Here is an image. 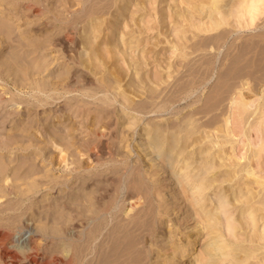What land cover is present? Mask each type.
I'll list each match as a JSON object with an SVG mask.
<instances>
[{
  "label": "bare ground",
  "instance_id": "6f19581e",
  "mask_svg": "<svg viewBox=\"0 0 264 264\" xmlns=\"http://www.w3.org/2000/svg\"><path fill=\"white\" fill-rule=\"evenodd\" d=\"M106 1L108 3V0ZM109 1L111 2L110 5L104 4V0H79L76 2L79 5L78 9L67 11L69 8L66 6L67 4L73 6L71 0H0V48L8 47L9 50L10 47L14 48V46H10L12 41L17 42L16 45L19 43L20 46H23L22 44L27 43L26 45L36 47L40 41V36L44 34L40 32L41 29L36 28V24L48 28H55V26L60 25L61 37L65 40L64 42L74 44L79 38L80 47L85 50V53L75 56L74 64L83 67L92 74L89 77L78 75L74 79L77 71L73 68V64V70H65L48 78V75L52 74V70H49L51 61L47 62L40 56L38 59H26L25 55L21 56L18 53L19 56H17V51H15V55H12L13 53L10 55V51L6 52L8 57L5 61L0 62V81H4V77H2L4 75L6 79L10 77V81L16 89L21 87L32 91L31 98L21 101L16 99L17 94L15 92L5 89L0 83V102L7 97L6 102L9 103L7 105L11 106V110H15L11 113L17 115L15 121L22 123L23 106L20 107L21 104H25L24 107H27L28 111L43 107L40 112H45L43 130H40L42 121L36 120L34 124L29 123L22 127L24 131L33 128L36 143L43 144V146L37 147L35 146L36 143H32L33 140L30 144L22 147L30 150L39 148L43 162L49 166V169L42 171V185L50 191L56 187L59 192H62V187L68 180L58 182L57 179L48 175V172L55 165L68 171L67 173L71 175V178L75 177L80 180V186L78 185L76 191H72L73 194H77L73 196L71 193L67 196L70 202L62 200V197L55 198V207L51 209L53 214L46 216L48 222L40 227V234L32 232L26 223L27 226L25 225L23 228L24 232L21 233L22 236L20 237L23 240L19 244V239H14L11 229L17 220H8L7 223L10 228L7 229L9 231H0V264H21L18 262L19 254L26 259L25 263L22 262L23 264H154L155 261H157L156 264H195L199 250L203 256H206L208 264H220L222 261H227L229 264H264V179L256 177L255 171L249 165L238 164L237 162L226 164L225 157L227 154L224 153L222 146L217 151H207L200 156L198 165L205 161L208 163L204 168L206 174L217 168L214 163L209 161H218L219 167L226 168V178L235 187L231 189V185H228L224 189L221 188L223 192L217 199L219 207L213 206L204 210L205 206L202 207L204 201H196V204L199 205V208L202 207V212L205 211L209 219L208 227L212 230L211 232L216 233L201 247L198 244L199 238H193L192 235H189L193 238L192 241L177 246V248L175 244L167 243L158 246L156 241H153L157 234L155 207L149 185L145 182L141 170L136 166H130L128 163L114 167L115 169H109L108 172V168H101L108 162L116 166V157L119 155L118 150L121 144L128 148L134 134H137V140H139L137 147L145 146L141 151L149 149V153L167 161L170 167L181 163L180 169H189L191 162L188 160L178 161L180 150L187 146L194 147L196 144H200L202 152L206 138L213 144L211 131L223 132V127L216 126L219 115L215 114V111L220 109L221 101L226 99V95L233 89H239L241 92L239 101L236 102L235 120L245 126L248 119L252 117L251 127L262 126L264 124V89H262L259 97L260 102L253 110L249 109L253 100L245 101V99L250 97L249 94L260 93V91L254 90L253 85L264 83V32L249 35L247 36L249 39H245L244 34L240 33L228 45L222 54L223 61L218 73L219 81L215 86L216 89L214 88L219 93H217V97L215 96L216 98L214 97L215 102L212 101L213 103H211L214 95H211L212 98H208L211 99L210 102L205 101L207 106L210 103L209 109H205L207 106L204 103V109L183 116L184 118L177 121L173 127H169L168 119H159L154 122L149 120L145 127L142 129L139 127L135 131L140 120L137 118L124 120L126 113L121 111L122 109L119 111L116 109L115 101H119L129 111L144 115L159 114L160 116L173 107L168 113L177 117L184 108H191L200 102L201 93L205 90L209 76H212L208 75L207 77V73L201 69L213 62L207 60L202 63L199 60L200 65H196L197 67L193 69L188 68L185 70L187 73L183 75V72L178 70L174 74L175 71L170 61L155 57L154 62L159 71L154 81H151L150 77L142 79L143 75H138V69H136L138 63L136 61L132 58L126 61L127 56H122L124 63H127L129 72L134 66L132 74L125 72L123 68L117 67L119 58L113 55L117 53L118 45L108 44L109 48L113 47L115 50L109 49L111 55H103L97 34L100 33L101 26L106 21L110 24L106 38L113 34L119 36L121 33L119 34L117 30V20L125 15L127 5L134 2L141 5L143 0ZM194 2V12L199 15L203 14L208 19L206 23L209 25L201 30H204L203 33L208 32L210 34L200 36V33H192V38L198 37L199 39L189 45L186 44L188 41L181 40L186 38L185 35L177 36L180 43L175 44V46L180 50L182 58L185 59V65L190 63L188 60L190 54L201 49L206 50L205 48L208 47L218 50L226 43L228 37L235 31L223 27L230 23V16L237 14L238 10L241 13L239 16L244 13L250 16V23L254 21L258 11H255L258 9V6H255L256 0H196ZM58 3L59 6L64 5L63 10L66 9L67 13L65 16L59 10L60 8L57 9ZM9 4L12 6L19 5L20 9L23 10L22 14L19 9L17 11L10 10V7L7 6ZM104 10L106 11L104 12ZM106 13H109L108 18L104 17ZM20 14L26 17L25 22L31 26L23 32L20 31L21 34L13 38L18 27L16 22L18 23L22 18ZM188 17L194 18L190 14L183 15L184 20L188 21ZM28 18H31L29 22L26 20ZM175 18L177 21L176 13H172L171 22ZM78 20L79 22L84 21L80 29L77 26ZM263 21L257 24L256 28H264ZM194 25L189 22V26ZM86 28L89 29L88 32L85 30ZM201 30L198 28L199 32ZM92 33L93 35H91ZM56 36L57 34L55 36L50 35L47 39L54 41L57 40ZM253 36L257 37L251 39ZM57 37L59 38V36ZM165 38L168 42L169 35H165ZM47 39L45 37L43 42L48 41L51 44ZM237 41L239 43H236ZM187 48L191 52H186L185 49ZM124 54L125 51L121 52V55ZM231 58V62H224L227 59L230 61ZM202 65L203 67H201ZM182 66L184 67V65ZM206 68L204 69L207 70ZM209 72L211 71L209 70ZM132 76H136L140 83H136ZM244 80L246 82H243ZM245 85H247L245 89L247 93L243 92ZM195 92H200V94L191 99ZM73 93L80 95H70ZM112 94L114 96L110 97ZM85 98L87 99L84 100ZM120 98L121 100H119ZM136 98H147L150 101L144 100L145 102L137 104ZM181 101H185L184 104ZM61 102L64 103V106L54 109L56 104ZM53 103L56 104L52 105ZM177 103L181 105L174 106ZM7 114L10 116V111ZM209 114L211 117L208 120L201 121L203 117ZM198 115L202 117H196ZM73 118L79 120L75 121ZM60 119H63L62 125L68 122L63 129L59 128L61 127L59 125ZM5 121L3 119L1 123L4 124ZM229 121V116H225V126ZM53 122H57L59 127L54 126L50 129L48 126ZM15 126L18 127V130L21 125L13 123L9 128ZM130 127H133V130H130L129 133ZM248 131L249 128H244L246 137L249 136ZM38 133L41 134V139L37 138ZM226 133L229 131L227 130ZM130 134L131 136H129ZM196 134L199 136H194ZM216 136L217 138L220 137L218 134ZM113 139H117L115 145V142H112ZM10 141L8 139L3 143L5 144L3 147H10ZM12 141L17 143L23 140L17 137L13 138ZM219 142L227 144L231 143V140L222 138ZM259 150L262 151V148ZM259 150H253L252 156H258ZM193 152L189 158L196 165ZM34 170V168L29 169L30 172ZM204 171H201V174ZM169 172L175 173L174 170ZM187 174L186 178L193 179L195 176L189 175V172ZM4 178L7 177L4 176ZM198 180L200 181L195 183L197 185L195 192L200 196L207 188L209 177L201 176ZM12 183L13 180H10V184L6 183L0 187V206L3 204L2 198L6 194L13 195L14 198L18 199L20 195L37 187L35 180L26 182L24 190L20 189L19 185L15 186ZM236 192H243V201L258 204L257 208H252V211L259 212V215L255 216L258 220L253 218L250 223L252 222L251 224L255 227L260 221L261 229L259 232H252L249 245H245L240 240L220 239L223 235L217 227L220 223L219 208L237 202L238 200L231 196ZM210 203L211 201L208 204ZM243 225L245 228V224ZM238 226L240 223L236 220L233 221L231 224L232 231L234 232ZM49 245H58V252L55 250L57 253L50 254ZM166 250L171 252L169 254H173V258L161 260V256ZM174 250L179 255L174 253Z\"/></svg>",
  "mask_w": 264,
  "mask_h": 264
},
{
  "label": "rangeland",
  "instance_id": "374dc122",
  "mask_svg": "<svg viewBox=\"0 0 264 264\" xmlns=\"http://www.w3.org/2000/svg\"><path fill=\"white\" fill-rule=\"evenodd\" d=\"M71 1L73 6H69L67 4L66 6L69 7L67 8V11H73L79 8V5L76 3L79 2V0ZM194 1L196 0H143V3H141V5L137 2H134L133 4L127 5L125 15L117 20V30L119 34L121 33L119 36L113 34L109 38H106L110 25L106 21L102 24L100 33L97 34V40H99L101 43L100 50L103 55H111L108 50L114 49L113 47L109 48L108 44L113 43L118 45L116 49L117 53L113 54L114 56H117L119 58L117 67H119L120 69L123 68L125 72H129L126 66L127 63H124V58L122 56H127L126 61H129V59L132 58L134 61H136V63H138L136 69H138V75H143L142 79L150 77L151 81H154L155 76L159 71L158 66H156L154 62L155 57L170 61L175 71L174 74H176V70H178L179 72L182 71L183 75L187 73H185V70H187L188 68H196L199 64V60H201L202 63L207 60H209V62L211 63L213 62L211 64L212 66H206L207 68L204 66V68H206L207 70H205L204 68L201 69V71L207 73V75L205 74L207 77L208 75L212 76H209V81L206 84L205 90L201 93L200 102L195 106H192L191 108H184L177 117L172 116L168 113L173 109V107H171L172 109L170 108L168 112L162 113L160 116L159 114L144 115L142 113L140 114L139 112L129 111L128 109L124 108V106L120 104L119 101H115L114 105L116 109L118 111L122 109L121 111L126 113L123 118L124 120L128 121V119L132 120L133 118H137L140 120V123L136 127L135 131L138 130L139 127L140 129L145 127L147 121L149 120L150 122H154L159 119H168L169 127H173L177 123V121H181V119H183L187 114L191 112L197 113L201 109H204V103L205 105L207 103L205 101L211 100L208 98H212L213 95L214 96L211 100V103L215 102L214 97H217V93H219L218 90V92L215 90V86L219 81L218 73L220 72L221 63L223 61L222 54L224 53L228 45L233 41L235 36L239 35L240 33L244 34V36L246 37L245 39H249V37H247L249 35L264 32V28H256V25L260 24L264 20V0H256L255 6H258V9H256L255 11H258L256 12V17L252 23L249 22L250 16L248 14L244 13L243 15L239 16V14L241 13L238 10L237 14H235L234 16H230V23L224 25L223 27L225 29L229 28L235 31L230 37H228L226 43L218 50L208 47L205 48L206 50L201 49L190 54L188 56V60H190V63L185 65V59L182 58V56L180 55V50L175 46V44L180 43L177 36L185 35L186 38H183L181 40L188 41L186 44L189 45L190 43L199 39L198 37L192 38V33H200V36H208L210 34L208 32L203 33L204 30H201L205 29L209 25L206 23L208 19L203 14L199 15L197 12H194ZM104 4L110 5L111 2L108 0L107 3V1L104 0ZM61 5L59 6L58 3L57 9L60 8L59 10L62 11L65 16L67 14L66 9L63 10L64 5ZM7 6L10 7V10L12 9L17 11L19 9V12L21 14L23 12V10L20 9L19 5L12 6L11 4H9ZM105 11L106 10H104V12ZM109 13L104 14V17L108 18ZM172 13H176V17H178L177 21L175 18L171 22ZM186 14L193 15L194 18L190 19L188 17V21L184 20L183 15ZM25 18L26 17L22 16L20 21L18 23L16 22V24H18V27L14 32L15 34L13 35V38L15 36L18 37L21 32L25 31L27 27L29 28L31 26H29L25 22ZM26 20L29 22L31 18H28ZM189 22L195 25L189 26ZM82 23H84V21L78 23L77 26L79 29ZM162 24H164L165 26H163ZM39 25L40 24H36V28L41 29V31H39L44 34L40 36V41L36 44V47H33L32 45H26L27 43L22 44L23 46H20V44L18 43L17 45L21 47L18 48V46L16 45L17 42L12 41L10 42V46H14V48L10 47V50L8 47L0 48V62L5 61L8 57L6 52L10 51V55L11 53H13L12 55H15V51H17V56H19V54L21 56L25 55L26 59L31 60L32 58L38 59L41 57L47 62L51 61L49 70H52V74H49L48 78H51L58 73H62L65 70H73V68L77 71V75L74 76V79H76L78 75H84L88 77L92 76V74L89 73L86 69L77 64H74L75 56H79L80 53H85L84 48L80 47L79 38L75 41L74 44L68 42L66 43L64 42L65 40H63L61 37L62 34L61 28L59 27L60 25L55 26V28H48L46 26ZM198 28L201 30L200 32L198 31ZM85 30L87 32L89 31L88 28H86ZM56 34L57 36H59V38L56 36L57 40L51 41L49 38L47 39L48 36H55ZM91 35H93V33ZM165 35H169L168 42H166ZM45 37L51 42V44H49L48 41L43 42V39ZM256 37L257 36H253L251 37V39H254ZM56 42L57 44H55ZM236 43H239V41H237ZM123 51H125V54L121 55V52ZM185 51L191 52V50L188 48L185 49ZM53 58L54 61H52ZM231 60L232 58L230 59V61L229 59H227L224 62L229 63L231 62ZM73 64L74 67L72 68ZM182 65H184V67ZM201 67H203V65ZM211 67H213V70L211 69ZM208 69L211 72H209ZM133 70L134 66L130 69L129 73L132 74ZM2 77H4V81L2 80L0 81V83L5 87V89L10 90L11 92H15L17 94V100L23 101L31 98V90L22 89L21 87L19 89H16L10 81V77L9 79H6L4 75ZM132 77L136 83H140L139 79L136 76ZM243 82H246V80H244ZM253 86L254 90L260 91V93L249 94L250 97L245 99V101H251V99L253 100L251 107L249 108L250 110H253L254 107L257 106L260 102L259 97L261 95L262 89H264V83ZM244 87L245 88L243 92L247 93L245 90L247 85H245ZM214 90L216 93L214 92ZM212 92H214L215 94ZM35 94L38 95V93ZM77 94L78 93H73L70 95ZM199 94L200 92L193 93L191 99H194ZM113 96L114 94L110 95V97ZM240 96L241 92L239 91V89H233L229 92V94L226 95V99L221 101L219 107L220 109L215 111V114L219 115L218 124L216 126L223 127V132L215 133L216 131H211L212 134H210L212 136L213 144H211V142L208 141V138H206L205 146L203 145L204 150L202 152L200 144H196L194 147L187 146L185 149L180 150L178 161L188 160V162H191L189 169H180L181 163L174 164V166L170 167L167 161H163L162 159H159L157 155L149 153V149H144L143 151H141L145 146L143 145L141 147H137V141H139L137 140V134H134L128 148H126L124 144H121V147L118 150L119 155L116 157V166H113L108 162V164L101 167L105 169L108 168V172L109 169H115L114 167H119L123 165V163H128L130 166H136L141 170V174L143 175V177H145V182L149 185L151 197L155 207V218H157V234L156 237L153 238V241H156L158 246L159 244L167 243L172 245L175 244L177 248V246H182L186 242L192 241L193 238L198 237V244H200L201 247L204 246L207 241H209L211 236L216 235V233H212V230H210V228L208 227L209 219L206 216L205 211L202 212L201 208L205 206L204 210H206L212 208L213 206L219 207L217 203L219 195H221V193L223 192L222 190L228 185H231L232 182H230L226 178V168L219 167L218 161L216 160H211L209 162L214 163L217 168L214 171L205 174L204 168L208 163H206V161L202 162L199 165L198 163L200 160V156L204 155L207 151H217L220 146H222V149H224V153L227 154V157H225L226 164L237 162L238 164L249 165L250 168L255 171L256 177L264 179V124L262 126L256 125L254 127H251L250 124L251 122H253L252 117L248 119L245 126L239 124L235 120L234 116H236L237 107L236 102L239 101ZM6 98L7 97H5L4 101L0 102V187L6 183L10 184V180H13L12 184L15 186L19 185V188L22 190L26 188V182L35 180L37 185L34 190L25 192V194L20 195V198L18 199L14 198L13 195L7 194L2 198L3 204L0 206V231H5L8 230L7 228H10L9 224L7 223L8 220H17V222L11 229L14 235V239H19L20 244L23 240L20 239V237L22 236L21 233L24 232L23 228L25 227V225L27 226L28 224L27 227L35 234H40V227L48 222L46 216L53 214L51 209L55 207V198L62 197V200H67V202H70L67 196L71 193L73 194L72 191L77 190V188L80 186V180L76 179L75 177L71 178V175H68L67 173L68 171L63 170L62 168H59L55 165V167H53L51 171L48 172V175L52 178L57 179L58 182L68 180L66 181L65 186L62 187V192H59L56 187L53 191H50L48 188H46V186L42 185V171L49 169V166L45 165V163L43 162V156L41 155L39 148L31 150L22 148L25 145L30 144L33 140L34 141L32 143H36V138L34 137L36 136L34 135V129L31 128L24 131L22 130V127L26 126L29 123L34 124L36 120L38 122L42 121L40 130H43L45 112H40L43 107H37L34 111H28V108L24 107L25 104H21L20 107L23 106V110L21 112L23 114V120L21 123L19 121H15L17 115L11 113L15 110H11V106L7 105L9 103L6 102ZM86 99L87 98H85L84 100ZM119 100H121V98ZM144 100L150 101L147 98H136V103H143L145 102ZM217 100L218 98L216 99V101ZM184 102L185 101H181L182 104H184ZM54 104L56 103H53L52 105ZM177 105L181 104L177 103L174 106ZM209 105H206V110L209 109ZM62 106H64L63 102L58 103L56 104L54 109H59ZM8 111H10V116H8L7 114ZM227 115L229 116L230 121L225 126L224 118ZM196 117L199 118L202 116L198 115ZM210 117L211 115L209 114L208 116L203 117L201 121H206ZM3 119L4 121L6 119L4 124L1 123ZM73 119L75 121L79 120L78 118ZM62 120L63 119H60L59 123L61 127L56 124L57 122H53L48 127L52 129L54 126H57L60 129H63L68 122L63 123L62 125ZM13 123L21 125L20 128L17 130L18 127L15 126L14 128L10 129L9 127ZM125 124H127V122H125ZM132 128L133 127H130L128 129L129 133L130 130H133ZM244 128H249L248 137L244 135ZM227 130L229 131V133H226ZM216 134H218L220 137L217 138ZM129 136H131V134ZM194 136H199V134H196ZM17 137L21 138L23 141L14 143L12 139ZM37 138L41 139L40 133H38ZM222 138L231 140V143L224 144L219 142ZM8 139L11 140L10 147L6 146L5 148L3 147V145H5L3 143H5ZM113 141L117 142V139H113L112 142ZM116 142L114 143V145L116 144ZM214 142H216V144H214ZM35 146L39 147L43 146V144L41 145L36 143ZM260 148H262V151L259 150ZM256 149L259 150V155L253 157L252 152ZM192 151H194L193 154L195 155L194 160L196 161V165L195 163H192V160L189 158ZM150 165L151 167L149 168ZM31 168H34L35 170L33 172H30L29 169ZM170 170H174L175 173H170ZM197 170L198 172H196ZM201 171L204 172L201 174ZM188 172L189 175H195L193 176V179L186 178ZM4 176L7 178H4ZM201 176H208L209 181L207 182V188L205 189L204 193H201L200 196H198L195 192L197 187L195 183H198L200 181L198 179ZM253 186H255V184H253ZM234 187L235 185H231V189ZM76 194L77 193H74L73 196H75ZM242 194L243 192H236L232 194V198H235L238 201L225 206H221V208H219L220 223L217 227L220 229L223 235V237H221L220 239L227 241L240 240L243 241L245 245H249L248 243L250 235L252 234V232H259V230L261 229V222H256L257 225L255 227L251 224L252 222L250 223V220H252L253 218L256 221L258 220V218H256L255 216L259 215V212L252 211V208L258 207V204L256 202L248 203L243 201ZM197 200L204 201L201 208H199V205L196 204ZM210 201L211 203L208 204ZM235 220L236 222L240 223V226H238L233 232L231 229V224H233V221ZM243 224H245V228L243 227ZM189 235H192L193 238ZM156 248L158 249V247ZM55 250L58 252V245H49L50 254L57 253L55 252ZM169 253L171 252L167 250L164 251V254L161 256V260L165 258H173V254ZM174 253L178 254L176 250H174ZM197 254L198 255L195 258V264H208L206 256H203L201 250H199ZM19 255L20 259L18 260V262L21 264L25 263V257L21 254ZM156 262L157 261H155L154 264H156ZM220 264L229 263H227V261H222Z\"/></svg>",
  "mask_w": 264,
  "mask_h": 264
}]
</instances>
